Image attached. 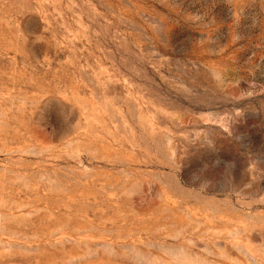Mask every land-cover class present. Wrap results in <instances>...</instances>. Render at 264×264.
Here are the masks:
<instances>
[{
    "label": "rangeland",
    "instance_id": "obj_1",
    "mask_svg": "<svg viewBox=\"0 0 264 264\" xmlns=\"http://www.w3.org/2000/svg\"><path fill=\"white\" fill-rule=\"evenodd\" d=\"M0 264H264V0H0Z\"/></svg>",
    "mask_w": 264,
    "mask_h": 264
}]
</instances>
